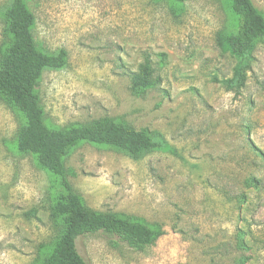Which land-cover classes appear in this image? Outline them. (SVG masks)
<instances>
[{"label":"rangeland","instance_id":"obj_1","mask_svg":"<svg viewBox=\"0 0 264 264\" xmlns=\"http://www.w3.org/2000/svg\"><path fill=\"white\" fill-rule=\"evenodd\" d=\"M264 15V0H252ZM0 0V46L5 35ZM36 45L68 66L36 88L53 128L104 118L161 133L176 154L140 161L81 144L66 159L77 199L101 213L163 231L133 248L106 232L78 239L88 264H264V39L241 89L221 36L237 31L230 0H27ZM146 59L155 80L134 87ZM24 120L0 100V264H43L58 229L50 219L59 179L21 154Z\"/></svg>","mask_w":264,"mask_h":264},{"label":"trees","instance_id":"obj_2","mask_svg":"<svg viewBox=\"0 0 264 264\" xmlns=\"http://www.w3.org/2000/svg\"><path fill=\"white\" fill-rule=\"evenodd\" d=\"M238 17V29L221 36V47L238 60L234 76L222 81L229 90L241 89L251 68L256 45L264 39V15L252 0H230ZM5 39L0 46V100L15 108L24 120L17 139L21 154H30L38 166L59 179L58 191L50 208V219L58 229L43 264H88L78 252L79 238L97 232L119 236L133 248L153 245L163 231L140 218L117 213H101L85 207L74 194L68 180L75 176L66 159L81 144L110 147L140 161L155 151L175 155L164 136L149 129L136 130L110 118L89 125H70L63 129L49 126L36 88L45 71L68 66V54L61 49L52 54L37 47L32 33L35 16L27 0H9L3 12ZM159 80L154 78L151 61L146 59L135 75L134 87L145 91Z\"/></svg>","mask_w":264,"mask_h":264}]
</instances>
